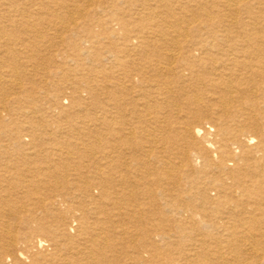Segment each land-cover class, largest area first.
<instances>
[{"label":"bare ground","instance_id":"bare-ground-1","mask_svg":"<svg viewBox=\"0 0 264 264\" xmlns=\"http://www.w3.org/2000/svg\"><path fill=\"white\" fill-rule=\"evenodd\" d=\"M45 3L36 22H20L33 43H61L68 33L84 44L79 49L104 43L105 52L90 55L100 69L58 65L67 75L86 72L77 82L66 80L68 93L38 96V108L49 103L58 112L37 119L63 120L68 132L61 139L34 135L24 157L31 169L10 176L7 189L0 182V264H264V0ZM3 22L0 39L10 40ZM84 53H77L79 61ZM74 105L92 127L70 122ZM26 109L21 116L33 130L41 111ZM15 129L3 132L20 146ZM0 167L12 171L6 162ZM161 181L168 216H181L166 231L151 208ZM13 185L29 189L40 210L30 208L22 231L9 227L11 214L14 225L20 214L3 209L15 202ZM53 186L76 191L79 206L69 215L73 198L60 190L50 203L34 195L35 187ZM89 212L104 218L89 221ZM68 218L77 231L65 227Z\"/></svg>","mask_w":264,"mask_h":264},{"label":"rangeland","instance_id":"rangeland-1","mask_svg":"<svg viewBox=\"0 0 264 264\" xmlns=\"http://www.w3.org/2000/svg\"><path fill=\"white\" fill-rule=\"evenodd\" d=\"M47 1H50V0H0V20L4 21L3 23L6 26L5 27L6 32L11 34L10 40L9 39L5 40L3 38L0 39V53H2L4 51L2 54H0V61H2V62L4 61L3 63L0 62L1 63V65H0V72H1L0 76L2 77V79H0V85H1L0 86V107L4 108V110L2 111V113H3L2 117H0V163L6 162V164H9V166L11 167L10 171L12 170L11 172H6L5 169L0 167V179H3V180H0V182L2 183V186L6 187V189L8 188L7 182L9 181L7 179L10 178V176H11V178H14L12 176H14V175L18 176V174L21 175L23 173H27L28 169H31L30 166L32 164L27 163V161L24 157L26 155V151L28 150L27 149V147H28L27 143H29L28 141L31 140L34 137V135L38 136L40 134V136L43 135L44 137L50 135L51 137H57V138L61 139L60 137L66 135L68 132L67 131L68 128L63 126V125H66V124H63V120L56 121L52 117H50L48 119L49 121L46 120V121L41 122L38 120V119H42V117H45L47 119L52 113L58 112V111H56L57 109H55V108L52 109V106H50L49 103H45L42 107H39L40 108L39 109L37 107V105H39V103H40V101H38V100L42 99L40 96L44 95L46 91L49 94H56V95H61L62 93H68L69 89L68 88L66 89V87H65V85H67V81L71 80V81L77 82L78 81L77 79H80L82 74L84 75V73L86 72V70H80V71L79 70H77V71L73 70V71H69L68 75H67V73H65V71H63V72L60 71V68L58 67V65H61V66L64 65V66H69L70 68H75V67H77L79 62H83L82 67L83 66L88 67L91 65H95V66L98 65V69H100L101 68L99 66L100 63L98 61H94L90 55L92 53H96V52H100V53L105 52V50H104L105 46H103L104 43H101V44L93 43L95 46L93 45L91 48H89L87 50L79 49L77 44L80 45L81 47H84V44L77 43L76 42L77 40H75L74 37H71V34H68V33H66V35H67L66 39H64V41L61 43H60V40L58 38L53 40V42H51V44L46 42V44L43 46L39 45V43L38 44L33 43L34 38H33L32 34L30 35V33L27 32V30H25L26 28L24 27V25L21 24L20 22L33 21L34 18H35V22H36L37 21L36 18H39V17H36L37 13H39L40 11H44V8H42V6H43V4H46L45 2H47ZM22 8H23V10H22ZM98 12H100V9H98ZM24 14H26V15H24ZM38 22H39V19H38ZM15 24L18 27L14 26ZM20 25H21V27H20ZM47 28L48 27L44 22L41 23L40 31H46ZM48 31H49V33H51L53 30L50 29ZM29 39H30V41H29ZM84 51H85V53H84ZM30 53H32V54H30ZM77 53H81V54L84 53L86 55V58L83 59L82 61H79L77 58ZM29 56L37 57V58L32 57L31 60L35 61L38 64V67H34V69H33L32 61L29 60L30 59ZM7 57H9V58H7ZM35 59H38L39 61L35 60ZM6 62H9V63L7 64ZM64 63H67L68 65L64 64ZM104 63H105V66H108V64L106 62H104ZM1 66H3V68ZM12 68H15V71H12ZM19 70H21V71H19ZM48 72L50 74H48ZM103 72L104 71L98 72L97 77L102 78L103 74H105V72L104 73ZM31 73H34V74H31ZM2 74H3V76H2ZM15 76L20 78V80L22 81L21 84L17 85V84L11 83L10 78H13ZM45 81H46V83L49 82V84H48L49 86L46 85V86H44V89H41V86H39V85H42L43 82H45ZM83 81L84 80H79V83L84 84ZM34 86L37 89L32 91V88H34ZM10 88L12 89V91ZM18 88H20V89H18ZM16 93H18V94H16ZM40 94H42V95H40ZM23 95H24V97H23ZM85 95H86V92L84 93V96ZM38 96L41 99H39ZM31 98L36 99V101H35L36 105L31 101ZM32 108L39 109L41 111V112L38 111V113H36V115L34 116V119L36 121V122H34V124H36V127L33 126V130L29 127L30 125L25 120L24 116H21V109H26V111H27L28 109H32ZM87 109H88L87 110L88 113H90V114L95 113V109L93 107H87ZM70 110H71V113L69 114L70 117H68V119L70 120V122L74 126L76 125V127L79 130H82V127L80 126V125H82L81 120H83V122H85V123L87 121V119L85 120L86 115H82V116H84L82 119L79 118V117H82L81 116L82 112H80V111H82V108L77 106V105H74V106L70 107ZM6 113H8V115ZM40 113H42V114H40ZM25 114H27V113H25ZM97 114H99V112H97ZM37 116H38V119H37ZM87 123H88V125H90L92 127L91 121H87ZM4 128L5 129H11V128L15 129L16 128L15 131H17V136H21V140L23 143L21 142L22 144L20 146L18 144L15 145V143L13 142L14 138H12V136H10L11 134H9L7 132H5V133L3 132ZM22 129H23V131H22ZM46 132H48V133H46ZM50 132H51V134H49ZM63 132H64V134H63ZM25 138H29V139L27 140ZM23 144H24V146H23ZM22 146H23V148H22ZM9 158H10V160H9ZM83 160L85 161V160H87V158L83 157ZM39 162H40L39 163L40 166H44L46 164L44 161H39ZM2 174H4V175H2ZM17 180L20 181L19 179H17ZM52 180L55 181L54 179H52ZM156 187H157L156 188V195H157L156 202L157 203H155L156 207L151 206L152 211L154 212L153 217L155 219V223H158L159 231H162L163 229L166 231L167 229L170 228V225H171L170 219L172 221H174L173 223L175 224L177 221L181 220V216L180 215H177L176 217L170 216L171 218L168 216V209H166L167 206L165 205V200H164L165 197L161 194L162 187H164L162 181ZM10 188H11L10 189L11 193L13 192L12 193V199L15 202H14V204L11 203V204H13L12 206H11V204L4 205L3 209L7 210V208L11 207L12 210H16V213H18L17 215L20 214L19 215L20 219L18 220L19 222H17V224H15V225H14V223L11 224V222H14L13 219L16 218V216H14V214H11L10 217L13 219L10 220L9 227H10V229H12V231H15V230L16 231H22L23 224H20V222H21V220L24 221L29 216V211L31 210L30 208L34 207V210L36 212H39L40 210L38 207H35V204H33L32 200L27 196V194H30L29 189H26L25 187H18L16 185H13V187H10ZM40 188L41 189L39 190V187H35L36 194H34V195H38L40 197L41 196L45 197L46 203H50V199H53V197L55 196V194H57V192L59 190L61 192H63V194L65 195V197L68 200H71L73 198V196L75 195V192H76L72 188L63 187V186L62 187H60V186L40 187ZM14 191H16V192L14 193ZM92 193L97 195L98 190L94 189V192L92 190ZM47 199H48V201H47ZM16 200H18V201H16ZM71 203L74 204V206ZM76 205L79 206L77 204V200H76V202L74 201V198H73V200H71V202H69V201L67 202L66 206L68 208V215L72 212L71 211L72 209L74 210V207ZM79 208L81 209V207H79ZM79 213H81L80 210H78V214ZM96 217L104 218L103 215H99V216L97 215L96 216L94 213L89 212V214H88V218H89L88 220L89 221L96 220ZM195 217H197V216H195ZM196 220L198 221V218H196ZM51 222L52 221H49V223H51ZM65 222H66L65 227H67L68 231H77L78 230V226H77L78 224L75 225V222L72 221L70 218H68ZM17 226H19L20 229L18 228V230H17V228H16ZM97 226L101 227L102 224L99 222V223H97ZM52 227L54 228V226H51V229H53ZM102 227H105V225ZM161 227L163 229H161ZM97 230L99 231V229H97ZM212 232L216 233V231H212ZM72 234H73V232H72Z\"/></svg>","mask_w":264,"mask_h":264}]
</instances>
